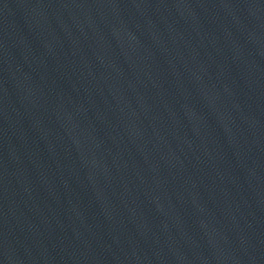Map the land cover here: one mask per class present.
Returning a JSON list of instances; mask_svg holds the SVG:
<instances>
[{"label":"water","instance_id":"95a60500","mask_svg":"<svg viewBox=\"0 0 264 264\" xmlns=\"http://www.w3.org/2000/svg\"><path fill=\"white\" fill-rule=\"evenodd\" d=\"M0 264H264V0H0Z\"/></svg>","mask_w":264,"mask_h":264}]
</instances>
